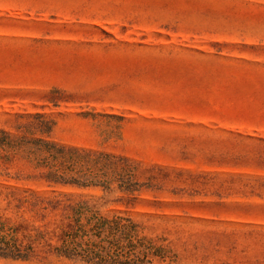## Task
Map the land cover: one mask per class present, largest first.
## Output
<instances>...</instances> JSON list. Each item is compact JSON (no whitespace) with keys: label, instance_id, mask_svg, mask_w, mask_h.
I'll return each instance as SVG.
<instances>
[{"label":"rangeland","instance_id":"1","mask_svg":"<svg viewBox=\"0 0 264 264\" xmlns=\"http://www.w3.org/2000/svg\"><path fill=\"white\" fill-rule=\"evenodd\" d=\"M0 130L132 160L134 196L0 185L131 217L154 264H264V0H0ZM44 256L0 264H84Z\"/></svg>","mask_w":264,"mask_h":264},{"label":"trees","instance_id":"2","mask_svg":"<svg viewBox=\"0 0 264 264\" xmlns=\"http://www.w3.org/2000/svg\"><path fill=\"white\" fill-rule=\"evenodd\" d=\"M16 160L31 165L28 178L48 186L134 196L146 185L137 180V166L127 157L0 130V175L10 176L8 166ZM50 254L84 264H154V258L166 261L169 249L142 235L141 224L131 217L101 213L92 200L0 185V257L30 261Z\"/></svg>","mask_w":264,"mask_h":264}]
</instances>
